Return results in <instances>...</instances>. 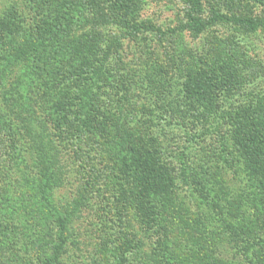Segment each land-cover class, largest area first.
Instances as JSON below:
<instances>
[{"label":"rangeland","instance_id":"374dc122","mask_svg":"<svg viewBox=\"0 0 264 264\" xmlns=\"http://www.w3.org/2000/svg\"><path fill=\"white\" fill-rule=\"evenodd\" d=\"M85 1L0 0V23L13 24L15 32L0 46V264H162L153 245L158 237L137 220L134 208H127L123 223L118 222L116 206L103 197L107 187L114 189L115 180L121 178L120 166L129 157L131 144L144 141L145 136L164 162H176L175 185L152 202L171 232L172 253L182 252V259L178 243L194 236L189 225L200 219L201 208L189 196L194 182L205 171L220 172L216 154L207 145L210 135L200 134L203 149H183L188 134L200 136L197 127L188 130L187 122L185 127L179 123L185 118L179 98L182 84L196 72L222 77L221 62H229L228 76H243L249 81L246 90L264 88V34L260 32L246 33L226 24L196 38L185 31L170 32L183 24L181 0H105L114 4L106 8L117 18L99 29L95 13L82 5ZM202 2L205 16L211 9L230 14L260 6L253 0ZM46 15L60 25L58 33L41 56L31 55L25 47ZM120 16L129 18L131 28L121 27ZM141 24L168 33L159 37L138 28ZM81 45L87 48L86 55L112 53L118 46L108 70L110 77L118 72L115 78L122 71L118 90L124 97L119 99L121 104H114L112 91L105 90L100 108L114 112L105 116L99 109L106 139L83 138L74 146L69 132L77 117L61 119V125L56 112L58 106L77 104L70 100L74 85L67 73L65 83L56 81L61 75L56 74L53 56L58 48L74 56L82 52ZM178 160H185L184 172ZM221 173L218 179L233 187L231 174ZM88 188H92L89 197ZM158 232L161 237V227ZM132 239L134 245L122 247V241ZM222 239L219 247H201L196 264H248ZM254 261L264 264V248Z\"/></svg>","mask_w":264,"mask_h":264},{"label":"trees","instance_id":"16d2710c","mask_svg":"<svg viewBox=\"0 0 264 264\" xmlns=\"http://www.w3.org/2000/svg\"><path fill=\"white\" fill-rule=\"evenodd\" d=\"M102 1L105 0H86L82 3L95 13L98 19L95 27L99 29L111 26L110 23L117 18L108 10L109 7L106 8L114 4H108V1L104 4ZM181 1L185 5L183 24L172 28L170 32L185 31L196 38L207 33L215 25L226 24L246 33L264 34L262 0H253V3L260 6H255L249 11L244 9L224 14L211 9L208 16L204 15L202 0ZM211 5L213 4L209 6ZM120 19L122 28H131L129 18L120 16ZM43 22L25 47V51L31 55L37 53L41 56L42 51L47 48L46 44L50 45L58 33L60 25L55 23L54 18L46 15ZM12 25L0 23V46L4 45L9 35L15 33ZM138 28L155 32L159 37L168 33L158 30L153 25L141 24ZM94 39H97V35H94ZM57 42L60 44L59 38ZM78 48H81L82 52L75 53L74 56L71 54V57L60 52L61 48H58L57 55L53 56L56 74L61 75V79L56 81L65 83L63 77L67 73L68 80L74 85L70 100L77 101V104L56 107L58 108L56 112L58 111L57 114L61 117L58 124H61V119H68L73 114L77 117V124H71L69 132L70 143L74 146L82 143L83 138L106 139V126L101 123L99 110L102 109L100 101L104 99L105 90L112 91L110 99L115 100L114 104H121L119 99L123 100L124 97L118 90L122 81V71L120 70L115 78L118 72H114L110 77L108 70L110 68L108 62L112 55H118V46H113L112 53L104 50L101 54L96 52L91 55L84 53L87 49L84 45ZM49 57L51 58V55ZM211 61L213 62V59ZM221 65L218 72L223 74L222 77L198 76L196 72L186 79L184 85L182 84L179 96L180 107L185 108V118L179 122L180 125L185 127L187 122L190 125L188 130H192V125L199 129L198 136L210 135L208 141L211 142L207 145L213 148L216 160L220 164V172L205 171L198 174L197 180L195 179L194 192L189 196L195 198L201 208L200 219L194 221V226L189 225L195 230L194 236L189 233L191 235L188 240L183 239L182 245L178 243L180 251H183L182 259H180L182 252L179 256L172 253L171 232L167 231V226L160 221L161 214H157L156 206L152 202L154 196L170 185H175L173 165L176 162L171 165L164 162L162 154L147 143L146 136L143 137L144 141L138 140L131 144L128 150L130 155L120 166L121 178L117 179V183L115 180L114 189L110 190L107 187V195L103 196L107 198L108 204L111 202L116 206L118 222L123 223V218H126L124 211L127 208H134L137 220L139 219L147 231L152 230L158 237L153 245L162 264H196L200 248L206 244L219 247L217 243L222 238L228 248L240 254L244 260L248 259L246 262L248 264H254L257 251L264 248V88L260 91L246 90L244 87L248 86L249 81L247 83L243 76H237L236 73L228 76L226 66L229 62H221ZM102 113L111 116L114 112L103 110ZM122 124L121 122L120 125ZM188 130L186 132L190 133ZM185 143L184 150L188 147L197 149L205 147L204 137H196V134H188ZM126 160L129 161L128 164ZM178 164L182 165L183 172L187 169L185 160L182 162L178 160ZM221 172L231 174L233 187L228 186L223 179H218L222 175ZM183 177L184 174L182 179ZM91 194L92 188H88L85 195L89 197ZM160 227L161 237H159L161 233L158 232ZM128 241H122V247L135 240Z\"/></svg>","mask_w":264,"mask_h":264}]
</instances>
